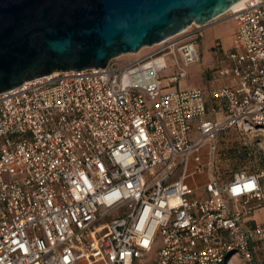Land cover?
<instances>
[{
  "label": "built area",
  "instance_id": "built-area-1",
  "mask_svg": "<svg viewBox=\"0 0 264 264\" xmlns=\"http://www.w3.org/2000/svg\"><path fill=\"white\" fill-rule=\"evenodd\" d=\"M225 14L231 65L207 91L159 82L166 56L168 85L198 62L206 25L192 24L129 61L0 93V264H142L158 242L153 264H264V171L220 182L213 162L220 133H264V0ZM204 146L200 199L186 180Z\"/></svg>",
  "mask_w": 264,
  "mask_h": 264
},
{
  "label": "water",
  "instance_id": "water-1",
  "mask_svg": "<svg viewBox=\"0 0 264 264\" xmlns=\"http://www.w3.org/2000/svg\"><path fill=\"white\" fill-rule=\"evenodd\" d=\"M240 0H0V93L206 25Z\"/></svg>",
  "mask_w": 264,
  "mask_h": 264
},
{
  "label": "rangeland",
  "instance_id": "rangeland-1",
  "mask_svg": "<svg viewBox=\"0 0 264 264\" xmlns=\"http://www.w3.org/2000/svg\"><path fill=\"white\" fill-rule=\"evenodd\" d=\"M235 31L236 22L229 14H223L206 24L201 30V36L197 44L198 62L185 66L186 76L174 85L167 84V77L176 74L177 70H175L173 57L166 56L165 60L168 68L159 73L162 92L168 93L192 88H200L207 91L212 86L224 85L225 78L221 77L220 73L231 65V61L227 56L228 53L234 51L233 36ZM217 42L219 43V47L216 46ZM150 50L151 47H143L138 53L123 54L117 57V59L118 61L126 62L144 55ZM216 105V110L221 108L219 103ZM259 143L262 145L261 148L257 146ZM245 147L250 148V156L244 153ZM208 152V146H204L201 149L198 155L200 156L199 164L203 166L202 171L194 174L190 172L191 174H189L186 180L187 185L192 190V195L200 199L207 197L204 184L207 180L205 165L208 159ZM216 153L213 158L214 167L221 173L223 179H228L234 173L241 170L259 174L261 171H264V133L261 131L245 133L234 129L227 131L221 137V143H219ZM197 165L198 162H195L192 158L189 170L194 171ZM262 183L264 185V177L262 178ZM252 218L255 221L264 220V208L255 211ZM159 248L160 243L158 242L146 256L142 264H153ZM228 264H244V262L240 258L239 253L235 252L230 257Z\"/></svg>",
  "mask_w": 264,
  "mask_h": 264
},
{
  "label": "trees",
  "instance_id": "trees-1",
  "mask_svg": "<svg viewBox=\"0 0 264 264\" xmlns=\"http://www.w3.org/2000/svg\"><path fill=\"white\" fill-rule=\"evenodd\" d=\"M217 102L216 101H214V100H210V99H206V106H207V109H208V111H211V109L213 108V109H216L217 108ZM234 128H232V129H228L227 131H230V130H233ZM234 130H236V129H234ZM227 131H224V132H222V133H220L219 135H218V138H217V145H216V150H217V147H219V143H221V137L223 136V134L225 133V132H227ZM250 150V148L249 147H245V149H244V153L247 155V156H250L248 153L250 152L249 151ZM219 151V150H218ZM215 153H216V151H215ZM218 153V152H217ZM216 153V155H218ZM238 153H240V151H238ZM241 171H247V170H241ZM238 172H240V171H237L236 173H238ZM248 173H253V172H250V171H247ZM214 173H215V175H216V177L219 179V181L220 182H225V181H228V180H230V179H232L233 178V176H234V174H236V173H234L233 174V176H231L230 178H228V179H223L222 178V175H221V173L217 170V168L215 169V167H214Z\"/></svg>",
  "mask_w": 264,
  "mask_h": 264
},
{
  "label": "bare ground",
  "instance_id": "bare-ground-1",
  "mask_svg": "<svg viewBox=\"0 0 264 264\" xmlns=\"http://www.w3.org/2000/svg\"><path fill=\"white\" fill-rule=\"evenodd\" d=\"M246 1H247V0H240L239 2L235 3L234 5H232L231 8H230L229 10L231 11V10L238 9V8L242 7L243 4H244Z\"/></svg>",
  "mask_w": 264,
  "mask_h": 264
},
{
  "label": "crops",
  "instance_id": "crops-1",
  "mask_svg": "<svg viewBox=\"0 0 264 264\" xmlns=\"http://www.w3.org/2000/svg\"><path fill=\"white\" fill-rule=\"evenodd\" d=\"M225 83H226V80H225Z\"/></svg>",
  "mask_w": 264,
  "mask_h": 264
}]
</instances>
